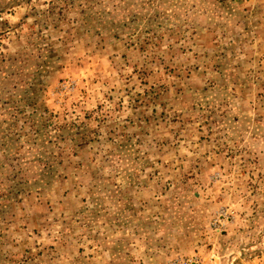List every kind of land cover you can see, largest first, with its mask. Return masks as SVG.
Masks as SVG:
<instances>
[{"label": "rangeland", "instance_id": "374dc122", "mask_svg": "<svg viewBox=\"0 0 264 264\" xmlns=\"http://www.w3.org/2000/svg\"><path fill=\"white\" fill-rule=\"evenodd\" d=\"M0 264H264V0H0Z\"/></svg>", "mask_w": 264, "mask_h": 264}]
</instances>
